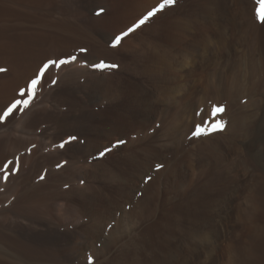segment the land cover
Returning a JSON list of instances; mask_svg holds the SVG:
<instances>
[{
	"label": "rangeland",
	"instance_id": "374dc122",
	"mask_svg": "<svg viewBox=\"0 0 264 264\" xmlns=\"http://www.w3.org/2000/svg\"><path fill=\"white\" fill-rule=\"evenodd\" d=\"M162 3L0 0V67L8 70L0 73V114L21 89L30 101L0 121V199L17 187L0 204L4 259L18 253L17 241L36 251L19 250L24 264H264V191L253 175L264 173V0ZM73 55L81 70L70 78L74 62L61 66L55 85L47 70L33 97L27 86L42 64ZM98 62L118 67L100 72ZM240 117L248 122L242 135ZM32 129H41L33 131L37 156L24 160L33 144L20 145L14 158V140ZM69 134L78 138L77 179L62 190L77 187L63 198L77 204V224L60 226L55 214L31 220L19 209L53 199L46 190L62 180L36 188L59 171L54 157L43 158L45 143Z\"/></svg>",
	"mask_w": 264,
	"mask_h": 264
},
{
	"label": "bare ground",
	"instance_id": "6f19581e",
	"mask_svg": "<svg viewBox=\"0 0 264 264\" xmlns=\"http://www.w3.org/2000/svg\"><path fill=\"white\" fill-rule=\"evenodd\" d=\"M11 10V9H10ZM38 13V12H37ZM33 15V14H32ZM78 26V25H77ZM82 26V25H81ZM139 49V48H138ZM139 55V54H138ZM54 56V55H53ZM51 60H54L53 58H51ZM169 65V64H168ZM162 68V67H161ZM167 68V67H166ZM61 67L57 68L56 70L55 69H50L49 70V73L51 74V77L52 78H56L59 76V71H60ZM71 72L70 74L68 73L67 76L70 77L73 76L74 74H77V69L78 70H81V68H78V65H77V62H74L72 63L71 67ZM69 69V70H70ZM164 69V68H163ZM169 70V69H168ZM83 71V70H82ZM79 73V72H78ZM176 75V74H175ZM248 75V74H247ZM65 78V81L66 80H69V78ZM177 76V75H176ZM71 78V77H70ZM64 79V78H63ZM62 79V80H63ZM160 79V78H159ZM246 76H242L241 78V88L243 89V83L246 82ZM64 81V80H63ZM64 81V82H65ZM91 81V80H90ZM98 81V80H97ZM98 83V82H97ZM99 85V84H98ZM183 85V84H182ZM190 86V85H189ZM116 87V86H115ZM136 89V88H135ZM188 90V89H187ZM7 92V91H6ZM99 93V92H98ZM12 94V93H11ZM199 96V95H198ZM169 97V96H168ZM221 97V96H220ZM157 100V99H156ZM46 101V100H45ZM47 103V101H46ZM42 104V103H41ZM171 104V103H170ZM183 104V103H182ZM46 104L43 103L42 106H45ZM41 107L38 106V108ZM173 107V106H172ZM186 107V106H185ZM42 108V107H41ZM40 108V109H41ZM44 108V107H43ZM36 114V113H35ZM15 115V114H14ZM25 115V114H24ZM33 114H26L25 118L22 117L20 118V125L19 126H22V124L24 125V123H27V120H29L30 117H32ZM61 117L59 120L61 121V124L64 125V119L65 117L64 116H61L63 114H59ZM12 116V115H10ZM10 118V117H8ZM8 118L7 121L9 120ZM58 118V117H57ZM75 118V117H74ZM77 118V117H76ZM249 118V117H248ZM77 125V121L76 119H73ZM1 121V120H0ZM69 121V120H68ZM224 121V120H223ZM3 123V121H1ZM0 122V123H1ZM6 122V121H5ZM53 122V121H52ZM68 125V124H66ZM28 127V126H27ZM248 127V122L247 120L244 118V117H240L239 118V121L237 122V133H240L241 135L245 132V130L247 129ZM249 129V128H248ZM23 130V128H22ZM21 130V131H22ZM41 132V129H35V130H31V135H26L25 133L23 132H20L18 134V137H16V139L14 140V143H13V147H12V154L13 157L15 156V154L18 152V147L20 145L24 146V145H32L33 144V148L30 149V155H28V153H26L28 156H24L26 157V159L24 160H31V158H33L34 155L37 156L38 154V147L40 146V140H41V137L39 135H37ZM170 131V130H169ZM12 132V131H11ZM236 132V131H235ZM10 133V132H9ZM14 133V132H13ZM250 133V132H249ZM247 133V134H249ZM29 134V133H28ZM235 134V133H234ZM12 135V134H11ZM73 135H76V134H69L67 136H65L64 138L60 139V140H57V141H54L52 139H44V140H47L46 143H45V148H47L49 150L47 156H43V158H51V157H54L56 162L54 164H52V166H57V165H60L62 166V168H58L59 171H52L50 173V175H47V178L45 179V181L38 185L36 188L38 189V191L42 190V188L47 184V182H49V179L51 177H58L60 179H62L61 181H58L56 180V186L54 187L53 184V188H50V190H46L48 191L50 194H54V198L49 200V199H46V197H48L46 194L42 192V194L46 195L45 198H41L40 199V196L38 197V199H30L28 200L25 205L20 208V212L22 214H25L26 217H29L31 220L33 219H47V218H50L51 216H53V214H55L54 216L57 217V223L58 225H64V223H69V225H76L77 224V204L76 203H71V202H68L66 201L65 199H63L66 195L65 194H68L69 192H77V187L75 186V188L73 187L72 190H69L67 192H64L62 189V186L63 185H66L68 184V182H63L64 180L66 179H69V178H73L74 180L77 179V150L75 148H77V143L76 142H72L71 145H68L66 144L64 148H60L59 147V144L64 141V140H67L69 136H73ZM13 136V135H12ZM11 136V137H12ZM244 136V135H243ZM242 138V137H241ZM235 139V138H234ZM4 140V139H3ZM239 140V139H238ZM12 141V140H11ZM237 141V140H235ZM5 143V142H4ZM12 143V142H11ZM88 143V142H87ZM8 145V144H7ZM87 145H90V144H87ZM158 146V145H157ZM240 146V145H239ZM21 147V146H20ZM25 147V146H24ZM79 147V146H78ZM81 147V146H80ZM1 148V147H0ZM7 149V147H6ZM22 149V148H21ZM19 148V150H21ZM5 150V149H4ZM87 150V149H86ZM131 153V152H130ZM10 154V155H12ZM135 155V154H134ZM8 156V155H7ZM15 158V157H14ZM18 158V156H17ZM23 158L19 157L18 161H16V166H19V162L22 160ZM69 159H71V161H74V162H70ZM34 160V159H33ZM26 161V162H27ZM67 162V163H65ZM22 163V161H21ZM28 164V163H27ZM26 165V163H25ZM22 166V165H21ZM141 169V167H140ZM43 170V168H41L40 172ZM51 170V169H50ZM83 174V173H82ZM188 174V173H187ZM254 177H255V180L257 182H259L261 179V182L263 184V191H264V173L263 172H258V171H255L254 172ZM57 178V179H58ZM261 178V179H260ZM144 179V178H143ZM61 182V184H60ZM75 182V181H74ZM53 183V182H52ZM5 184V183H4ZM18 186V185H17ZM5 190V189H4ZM31 190V189H30ZM17 191V187H13L11 189H9V193L8 195H5L3 196L1 199H0V204H2L3 202L7 201V199H9L12 195H14V193H16ZM36 191V195H38V192ZM34 194V193H33ZM54 200V201H53ZM53 201V202H52ZM89 201V200H88ZM16 207V206H15ZM54 219V217H53ZM56 235V234H55ZM35 240V239H34ZM12 244L13 245H16L18 247V253H13V251H10L12 252V254L14 255V257H11L9 260L7 259V257L9 258L10 256H12V254L9 256L6 257V254H5V258L7 259V262H10V264H24V262L20 263V259H18V257L20 258L19 255L20 254V251H22L25 255H27L28 257L29 256H34L35 255V252L36 251H32L31 249H29L28 246H25L24 243H21V242H17V241H12ZM14 247V246H13ZM20 250V251H19ZM33 250H36V249H33ZM39 250V249H38ZM39 253V251H38ZM37 254V253H36ZM38 255V254H37ZM4 256V255H2ZM2 256H0V264H7L5 262L6 259H4ZM22 257V256H21ZM26 257V256H24ZM23 259V258H21ZM20 262H19V261ZM24 260V259H23ZM44 264V263H43Z\"/></svg>",
	"mask_w": 264,
	"mask_h": 264
},
{
	"label": "snow or ice",
	"instance_id": "6c2138e0",
	"mask_svg": "<svg viewBox=\"0 0 264 264\" xmlns=\"http://www.w3.org/2000/svg\"><path fill=\"white\" fill-rule=\"evenodd\" d=\"M176 0H163V3L159 6L160 9H163L166 6H172L175 5ZM103 9L100 10L99 13H97V15H101L103 14ZM157 9H153L152 11H149L147 13V15L139 20L138 23L134 24L132 27H129L127 29V31H123L117 35H114L112 37V40L110 41L111 45L113 47H117L120 45L121 41L124 39V37L128 36L129 33L133 32L136 28L140 27L141 25H143L145 23L146 20H148L150 17H152L153 15H155ZM81 51H86V49H81ZM76 56H71L70 58L67 59H58V60H48L46 62H44L42 64V67L39 69L38 73L34 74V78L30 79V82L27 86V88H30L32 90L33 93V97L36 95V88L37 86H42V78L45 76L47 70L50 69H55V68H59L65 64L71 63L76 61ZM92 67L96 68L97 70H99L100 72H104L113 68L118 67V65L116 64H107L104 62H98L94 65H92ZM8 70L6 68L0 67V73H5ZM57 83V79L53 78L51 80V84L55 85ZM28 95V91L27 89H21V99H17L14 102L10 103V105L6 106V109L3 111L2 114H0V120H5L6 118L10 117V115H13L15 111H19L20 107L23 106L24 108H28L30 101L27 99H23L24 96ZM224 108L220 107L215 109V111L217 112H224ZM219 127L222 129L224 127L223 123H221V125H219ZM215 130V128H214ZM201 133L199 132V130H197L196 135H200ZM78 138L76 136H69L67 140L62 141L59 144L60 148H64L66 144L71 145L73 141L77 140ZM117 143H123V141H118ZM110 151V149L105 148L103 150H101L99 152L100 157H104L107 155V153ZM67 163V162H65ZM10 166L7 169L9 172H11V170L13 168H15V164L14 162H9ZM58 167H60V165H57ZM161 167H163V165L158 164L156 166L157 170H159ZM151 177H147V180H150ZM81 183H83V181H81ZM65 187H67V185H65Z\"/></svg>",
	"mask_w": 264,
	"mask_h": 264
}]
</instances>
